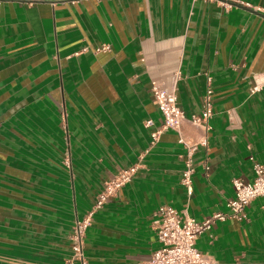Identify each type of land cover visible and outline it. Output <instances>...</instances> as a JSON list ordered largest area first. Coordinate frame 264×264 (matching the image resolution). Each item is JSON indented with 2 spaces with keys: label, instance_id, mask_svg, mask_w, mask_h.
Returning <instances> with one entry per match:
<instances>
[{
  "label": "crops",
  "instance_id": "0c3cea01",
  "mask_svg": "<svg viewBox=\"0 0 264 264\" xmlns=\"http://www.w3.org/2000/svg\"><path fill=\"white\" fill-rule=\"evenodd\" d=\"M153 80L176 88L182 133L201 143L191 195L178 132L152 143L163 124ZM209 87L213 116L195 123ZM251 156L264 164V0H0V264H68L76 218L135 164L84 254L148 260L160 205L198 221L228 212L233 179L254 178ZM246 214L197 247L218 264H264V196Z\"/></svg>",
  "mask_w": 264,
  "mask_h": 264
},
{
  "label": "built area",
  "instance_id": "2783aa9c",
  "mask_svg": "<svg viewBox=\"0 0 264 264\" xmlns=\"http://www.w3.org/2000/svg\"><path fill=\"white\" fill-rule=\"evenodd\" d=\"M247 5L250 4L247 3ZM255 88L259 87L256 86ZM151 93L163 116L161 127L152 132V143L158 140L160 133L164 130L172 129L178 132L179 141L185 148V168L181 181L187 188L188 194L191 195L195 172L194 157L201 143L187 140L182 133L181 125L185 119V113L178 103L176 88L153 80ZM212 93L213 90L209 87L205 95L202 113L193 115L191 118L193 122L208 125L213 116ZM146 124L151 126L153 122L149 120ZM202 144H206V142ZM250 159L253 162L254 178L251 181H245L241 178L233 179L235 196L228 200V212H215L210 217L198 221L188 213L187 209L179 211L169 204L160 205L157 210L160 245L148 260L137 264H218L212 256L199 250L197 239L203 233L210 231L217 221H226L229 218L246 219L248 205L258 197L264 196V164L254 156H251ZM138 169L139 164L120 169L104 183L92 208L83 217L76 218L71 234L72 258L68 260V264H73L77 260L86 264L84 254L86 234L93 223L95 214L111 199L117 197L124 186L133 181Z\"/></svg>",
  "mask_w": 264,
  "mask_h": 264
},
{
  "label": "rangeland",
  "instance_id": "374dc122",
  "mask_svg": "<svg viewBox=\"0 0 264 264\" xmlns=\"http://www.w3.org/2000/svg\"><path fill=\"white\" fill-rule=\"evenodd\" d=\"M200 250V249H199ZM201 251V250H200Z\"/></svg>",
  "mask_w": 264,
  "mask_h": 264
}]
</instances>
